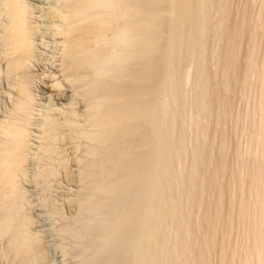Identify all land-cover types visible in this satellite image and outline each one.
<instances>
[{
  "label": "bare ground",
  "instance_id": "obj_1",
  "mask_svg": "<svg viewBox=\"0 0 264 264\" xmlns=\"http://www.w3.org/2000/svg\"><path fill=\"white\" fill-rule=\"evenodd\" d=\"M204 1L57 0L54 6L39 7L29 0H0V98L10 99L9 106L0 109V235L8 237V248L15 258L13 264H37L39 256L38 238L29 233L27 227L30 221L22 213L21 204L18 205L23 197L19 179L24 175L27 154L36 133L32 129L33 103L36 101L33 102L34 97L27 83L26 65L42 53L43 44L53 42L46 41V38L55 40L56 37L60 41L53 42L56 47L54 45L49 54L44 52L46 56L40 62L45 70L50 67L55 69V72L51 69L39 74L42 89L47 94L48 89H53L55 85L59 89L64 85L67 89L65 83L72 86L76 82L73 86L78 87L80 95L87 97L88 105L81 117V113L78 115L74 110L68 113L66 109V113L64 109L61 112L68 115L62 123L63 131L68 135L61 133V124L57 125L58 122L52 118L45 117L44 125L41 123L43 126L38 123L43 128L40 131L42 136L39 134L43 137L41 141L46 140L40 143L45 144L39 145L40 151L42 156L43 152L47 155L52 152L49 142L57 138L58 128L63 138L64 135L66 139L71 136L72 140L81 142L80 146L85 142L83 146L86 147L87 159L84 161V177L89 179L94 190L103 189L110 197L114 195L116 200L110 203L108 195L105 199H96L95 193H87L88 196L82 199L80 207L87 212L81 220L83 233L87 236L95 232L99 239L96 246L93 244L95 247L91 256L82 264H161L155 246L158 245L159 234L168 221L170 223L166 211L175 197L163 190L172 186V163L181 155L174 138L172 140L169 135L174 119H165L161 111L162 97L175 87V70L171 67L173 55L178 57L176 59L181 66L186 53L191 56L190 53L195 54L200 49H196V35L197 31L204 32L205 28L201 21L198 23L197 9L206 5ZM34 4L43 14H34L37 12ZM38 16H42L47 23H37L39 18H35ZM164 33L166 37H163ZM57 57L59 64L56 63ZM59 75L72 80V85L64 83ZM204 94L206 105L210 104L209 91ZM204 94L200 97L201 112L205 110ZM176 108L174 102L173 109ZM78 116L82 122L77 120ZM260 146L264 156V144ZM80 150L75 149V152ZM262 171L261 167H257L258 176L262 175ZM87 180L83 179L84 182ZM104 207L109 212L104 215L113 216L112 220L108 217L111 221L106 216V222L101 224ZM173 217L174 214L169 219ZM130 245L135 247L132 253Z\"/></svg>",
  "mask_w": 264,
  "mask_h": 264
},
{
  "label": "rangeland",
  "instance_id": "obj_2",
  "mask_svg": "<svg viewBox=\"0 0 264 264\" xmlns=\"http://www.w3.org/2000/svg\"><path fill=\"white\" fill-rule=\"evenodd\" d=\"M29 1L42 7L56 5L57 0H42L44 4L41 0ZM203 3L206 5L198 7L197 12L198 23L201 21L205 30L197 31L196 35V43L200 46L196 45V49H202L195 50V54L190 53L191 56L184 54L186 59L181 66L178 64V57L173 55L171 67L175 70V87L162 97L164 102L161 111L165 119H174L169 135L171 134L172 140L174 138L173 142L178 145L181 155L172 163V186L165 188L161 183L165 188L163 192L175 197L172 206H168V209L165 206L170 223L168 221L164 231L159 234L160 239L155 247L158 255L160 254L161 264H264V171L263 177L257 174V167L264 170V156L260 146L264 144V0H205ZM38 6L35 5V15L43 14L38 12L41 10ZM39 19L37 23H47L43 18ZM165 34L163 37L167 36ZM47 40L54 43L60 41L57 37L55 40L46 38ZM50 43L43 44L40 49L43 50L42 53L35 56L38 59L29 61L26 65L27 83L34 97L33 102L36 101L32 111V129L36 133H33L35 139L32 137L24 175L19 179L23 197L18 205L21 204V210L24 211L22 213L30 221L27 227L29 233L38 238L37 264H82L91 256L92 248L99 239L95 232L87 236L83 233L81 220L86 211L80 207L81 201L88 196L87 193H95L96 199H105L109 194L103 189L94 190L89 179L84 177L83 167L87 155L83 145L86 143L82 142L83 145L80 146L81 142L72 140L71 136H67V139L66 135L62 137V123L68 117L66 113L74 110L78 115L81 113L80 117L85 114L87 97L78 93L81 91L75 87L76 82H73V86L72 80L61 75L59 79L72 85L65 83L68 90L64 85L59 86L61 89L55 85L57 88L48 89L47 94L42 89L43 82L39 74L51 69L55 72L54 68L45 70L40 66L45 53H51L56 47L54 43ZM58 59L59 57L57 64L60 62H57ZM207 90L212 101L206 105L204 93ZM203 94L206 113L201 112L202 108L199 106ZM197 98L199 99L196 100ZM174 102L177 104L175 110ZM9 104L10 99L1 96L0 109H6ZM52 106L54 109H50ZM64 109L67 112L62 114ZM79 116L76 117L77 120H80ZM45 117L52 118L62 128L57 131L60 135L49 142L54 154L51 152L47 155L43 152L42 156L39 145L44 146L45 144L40 143L46 140L41 141L43 137L41 138L40 131L46 121ZM38 127L41 128L39 131L36 130ZM77 145L80 152H77ZM64 147H67L66 150ZM97 173H100L99 170ZM83 179L87 181L84 182ZM104 192L106 193L103 194ZM113 197L114 195L108 199L110 203L116 201ZM104 208L105 212L100 214L101 224L108 217L112 220L113 216L104 215L109 213ZM173 214L174 222L169 219ZM0 236V264H13L14 255L8 248V237ZM129 248L131 253L135 250L132 245ZM224 254L226 256L222 259Z\"/></svg>",
  "mask_w": 264,
  "mask_h": 264
}]
</instances>
